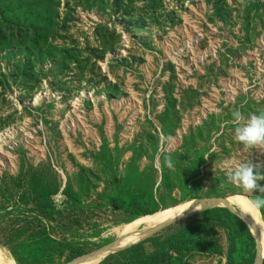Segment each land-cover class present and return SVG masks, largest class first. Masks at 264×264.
Listing matches in <instances>:
<instances>
[{
  "label": "rangeland",
  "instance_id": "obj_1",
  "mask_svg": "<svg viewBox=\"0 0 264 264\" xmlns=\"http://www.w3.org/2000/svg\"><path fill=\"white\" fill-rule=\"evenodd\" d=\"M234 110L264 111V0H0L3 258L19 264L13 250L47 229L54 264H76L145 217L261 196L227 180L264 164V145L235 139ZM134 204L157 213L135 218ZM143 238L98 264H124L115 252ZM218 239L224 256L185 264H227Z\"/></svg>",
  "mask_w": 264,
  "mask_h": 264
},
{
  "label": "trees",
  "instance_id": "obj_2",
  "mask_svg": "<svg viewBox=\"0 0 264 264\" xmlns=\"http://www.w3.org/2000/svg\"><path fill=\"white\" fill-rule=\"evenodd\" d=\"M259 209L264 219V207ZM124 210L135 218L157 213V209L137 204ZM45 211L49 214L48 210ZM176 228L132 246L118 253L117 257L124 264H185L192 254L224 256V246L218 239V233L225 230L229 241L227 264L256 262V238L246 222L228 208L201 211L182 221ZM53 242L47 229L34 231L27 243L13 250L14 258L19 264H54L55 258L51 253ZM147 243L152 246L151 252L145 249Z\"/></svg>",
  "mask_w": 264,
  "mask_h": 264
},
{
  "label": "bare ground",
  "instance_id": "obj_3",
  "mask_svg": "<svg viewBox=\"0 0 264 264\" xmlns=\"http://www.w3.org/2000/svg\"><path fill=\"white\" fill-rule=\"evenodd\" d=\"M228 197H220V198H210V199H202V200H194L180 205L176 211L169 212L164 216H149L145 217L141 220L135 221L131 225H129V229H131V233L128 236L121 238L119 241L107 246L87 257L81 259L80 262L76 264H98L101 260H103L108 254L119 247L122 243L125 242L126 239H136L144 237L150 230L157 229L160 225L165 224L174 218L180 217L183 214L192 213L198 210L203 209H213L220 207H237L240 209L243 214L247 217L249 221V225L253 234L258 243V255L257 264H263L264 261V228L261 222L260 214L256 209L249 208L248 201L238 196H234L233 194H229ZM147 225L143 231L133 232L134 228L138 225ZM133 232V233H132ZM0 262L1 264H15L12 260H7L3 258V252H0ZM256 263V262H255Z\"/></svg>",
  "mask_w": 264,
  "mask_h": 264
},
{
  "label": "clouds",
  "instance_id": "obj_4",
  "mask_svg": "<svg viewBox=\"0 0 264 264\" xmlns=\"http://www.w3.org/2000/svg\"><path fill=\"white\" fill-rule=\"evenodd\" d=\"M235 139L246 146L264 145V111L259 114L252 113L245 117L239 110L232 112ZM207 159V157H205ZM164 166L174 168L170 154L164 155ZM227 180L243 188L245 192H259L261 196L248 201L249 208L259 209L264 207V164L252 160L237 163L230 166L226 173Z\"/></svg>",
  "mask_w": 264,
  "mask_h": 264
},
{
  "label": "water",
  "instance_id": "obj_5",
  "mask_svg": "<svg viewBox=\"0 0 264 264\" xmlns=\"http://www.w3.org/2000/svg\"><path fill=\"white\" fill-rule=\"evenodd\" d=\"M226 208L230 209L232 212H234L236 215H238L240 218H242V219L246 222V224L249 226V223H247V221H246V219L244 218V216H243L242 214H240L238 211H236V208H235V207H226ZM211 209H212V208H211ZM204 210H207V209L198 210V211H195V212H192V213H188V214H183V215L180 216V217H177V218H174V219H172V220H170V221H168V222H165V224L160 225L157 229H155V230H150V232H148V233L144 236V238L142 239V241H139V242H136V243L129 244V245H127V246H125V247L119 249V250L116 251L115 253H117V252H119V251L126 250V249H128V248H130V247H132V246H134V245H136V244H138V243H141V242H143V241H145V240H147V239H149V238H151V237H154L156 234H158L159 232L163 231L164 229H166V228H168V227H170V226H172V225H174V224H176V223H178V222H181V221H183V220L189 218L190 216H192V215H194V214H196V213H199V212H201V211H204ZM260 211H261V210H260ZM249 228H250V226H249ZM250 230H251V228H250ZM251 231H252V230H251ZM252 233H253V231H252ZM258 258H259V256L257 257V260H258ZM78 259H79V258L74 259V261H72V263H74V262L77 261ZM257 260H256V263H255V264H257ZM263 264H264V261H263Z\"/></svg>",
  "mask_w": 264,
  "mask_h": 264
}]
</instances>
